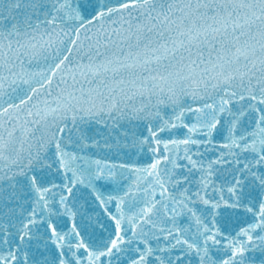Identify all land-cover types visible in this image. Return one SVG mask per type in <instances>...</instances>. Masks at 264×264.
Segmentation results:
<instances>
[{
    "label": "snow or ice",
    "instance_id": "obj_1",
    "mask_svg": "<svg viewBox=\"0 0 264 264\" xmlns=\"http://www.w3.org/2000/svg\"><path fill=\"white\" fill-rule=\"evenodd\" d=\"M0 264H264V0H0Z\"/></svg>",
    "mask_w": 264,
    "mask_h": 264
}]
</instances>
